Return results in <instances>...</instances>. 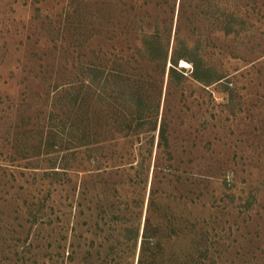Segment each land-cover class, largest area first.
Segmentation results:
<instances>
[{
  "label": "rangeland",
  "instance_id": "1",
  "mask_svg": "<svg viewBox=\"0 0 264 264\" xmlns=\"http://www.w3.org/2000/svg\"><path fill=\"white\" fill-rule=\"evenodd\" d=\"M181 1L0 0V264H136L119 225L146 219L151 264H264V0ZM156 17L220 79L171 82L139 51Z\"/></svg>",
  "mask_w": 264,
  "mask_h": 264
},
{
  "label": "trees",
  "instance_id": "2",
  "mask_svg": "<svg viewBox=\"0 0 264 264\" xmlns=\"http://www.w3.org/2000/svg\"><path fill=\"white\" fill-rule=\"evenodd\" d=\"M206 0H203L205 2ZM190 5L192 4V0H189ZM184 0L180 3V10H183L184 6ZM210 6V5H209ZM211 9V6L208 8V10ZM183 12V11H181ZM208 12V11H206ZM217 14V13H216ZM232 16V15H231ZM181 18L180 15L177 16L176 22L179 21ZM211 18V15L208 17ZM216 20L213 19V22L218 24V27L221 26L224 30H228L229 25L232 24V21L225 16V14H218L215 16ZM148 21V20H147ZM154 24L148 25L151 26L152 29L141 30V44L139 51L143 49L144 52H158L160 56V60L162 61V70H166V66L168 63V76L170 77V80L172 82L174 76L179 75L181 78L185 77V74L183 73L184 67H178L179 60H184L190 64L191 71L190 76L194 78L195 80L209 84L212 82H216L220 79L219 73L216 72V68L212 65H208L203 62L202 55L200 54V46H199V40L197 41L187 42L183 38L179 36L180 27L176 24L175 31L177 33L174 41V46L169 51V43L171 38V31L173 26V21L167 18H163V28L161 29L160 25L163 23H160L161 21L156 17L154 20H152ZM150 23V21H148ZM165 32V33H164ZM164 33V34H163ZM89 71L92 72L91 67L89 68ZM95 77L89 73L87 76V82H89V85L92 83V80ZM116 82V81H115ZM124 89V87H123ZM117 93L121 97H123V100H126L129 102L127 107L129 114L131 115V122L133 123L132 131H142L144 122H143V107L140 104V100H142V94L138 89L129 88L125 89L121 92V89H117ZM159 105V100H157L156 105L154 106L155 109H157ZM127 112V111H126ZM127 112V113H128ZM122 124L125 123V132L129 133L131 125L130 120L126 118V114H122ZM127 120V122H126ZM156 123V122H155ZM153 123L152 129H155L156 124ZM164 123L160 124L159 128V140L160 142L165 139L164 137ZM120 232L119 235L123 237L126 240H129L131 244L134 246L137 244L139 240V254L137 257L136 264H151L152 259L155 260L154 257H156L157 254L156 250L160 248V244L158 243V240H156L155 237H153L154 233H150L149 231V220H145V224L143 226V230L140 234L139 228L133 227V226H125V225H119ZM119 236V237H120ZM77 254L76 250H71L69 253V262H73L74 264H84L86 260H88L85 256H82L78 258L75 256ZM117 264V263H116ZM175 264H191V260L189 258H181L178 260Z\"/></svg>",
  "mask_w": 264,
  "mask_h": 264
}]
</instances>
